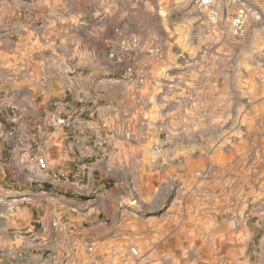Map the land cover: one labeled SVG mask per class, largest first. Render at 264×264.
I'll return each instance as SVG.
<instances>
[{
	"label": "rangeland",
	"instance_id": "rangeland-1",
	"mask_svg": "<svg viewBox=\"0 0 264 264\" xmlns=\"http://www.w3.org/2000/svg\"><path fill=\"white\" fill-rule=\"evenodd\" d=\"M60 1L72 7H54ZM243 1L248 19L236 34L233 0H0V48L11 50L0 55V80L8 73L11 86L0 96L33 102L20 89V59L33 51L20 40L22 25L44 33L65 15L67 47L110 69L89 70L86 95L104 115L114 110L109 126L120 143L147 151L124 154L109 176L98 164L80 179L120 198L106 200L103 212L132 211L136 225L119 241L146 257L131 256L132 264H264V0ZM41 44L44 52L55 42ZM52 103L39 116L30 103L29 120L55 109L73 119L83 113L66 98ZM46 148L53 167L50 141Z\"/></svg>",
	"mask_w": 264,
	"mask_h": 264
},
{
	"label": "crops",
	"instance_id": "crops-1",
	"mask_svg": "<svg viewBox=\"0 0 264 264\" xmlns=\"http://www.w3.org/2000/svg\"><path fill=\"white\" fill-rule=\"evenodd\" d=\"M54 7L72 6L60 1ZM25 27L22 25L20 40L30 41L33 51L20 59V89L31 93L33 102L20 100L19 94L17 100L13 99L15 105L28 114L27 107L33 104L39 116L40 108L54 109L52 101L54 105L66 98L70 104H78L83 113L78 129L57 128L50 134L54 166L46 176L47 188L41 181L24 180V176H20L19 183L0 159V264H132L129 247H123L119 241L120 233L136 225L132 224V211L128 215L103 212L102 204L106 200L115 202L120 198H114L101 185L89 182L90 179L85 183L80 176L94 175L98 164L108 166V171H101L109 176L113 174L109 168L116 167L124 154L143 153L147 147L120 143L121 137L116 138L109 126L117 116L114 110L104 115L100 110L104 107L102 103L88 99L86 94L93 77L87 75L89 70L110 69L102 62L93 66L85 58L84 50L71 51L67 47L71 39L65 15L55 26L47 25L44 33L37 24L32 29ZM44 37L55 44H49L50 48L42 52L38 48ZM10 52L0 48V55ZM39 64L45 72L39 71ZM5 74L4 78L9 77ZM4 78L0 80V92L11 89ZM6 112H1L0 120ZM94 188L95 194H89ZM226 223L227 220L219 225ZM253 224L260 226L261 222L258 219Z\"/></svg>",
	"mask_w": 264,
	"mask_h": 264
},
{
	"label": "built area",
	"instance_id": "built-area-1",
	"mask_svg": "<svg viewBox=\"0 0 264 264\" xmlns=\"http://www.w3.org/2000/svg\"><path fill=\"white\" fill-rule=\"evenodd\" d=\"M201 5L207 6L211 0H199ZM240 5L233 20L236 34H242L248 12L243 0H233ZM81 109V108H80ZM7 110L5 118L0 120V159L16 178L20 174L24 180L40 182L42 177L50 171V164L45 155V148L49 145L51 129L73 126L81 119V113L73 119L62 114L59 109L50 111L44 117L32 123L24 110L18 108L12 96H0V114ZM156 151L161 148L155 146ZM47 149V148H46ZM245 217V211L238 214ZM233 228L238 226L236 218L230 220ZM131 256L138 261L146 259L140 249L133 245L130 248Z\"/></svg>",
	"mask_w": 264,
	"mask_h": 264
},
{
	"label": "trees",
	"instance_id": "trees-1",
	"mask_svg": "<svg viewBox=\"0 0 264 264\" xmlns=\"http://www.w3.org/2000/svg\"><path fill=\"white\" fill-rule=\"evenodd\" d=\"M45 188H47L48 186L46 185V186H44Z\"/></svg>",
	"mask_w": 264,
	"mask_h": 264
}]
</instances>
